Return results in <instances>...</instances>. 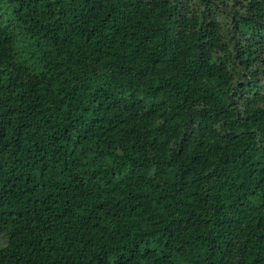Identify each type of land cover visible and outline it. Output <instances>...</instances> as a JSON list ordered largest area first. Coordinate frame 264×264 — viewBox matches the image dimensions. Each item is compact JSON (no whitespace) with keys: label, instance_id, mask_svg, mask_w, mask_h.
Instances as JSON below:
<instances>
[{"label":"trees","instance_id":"obj_1","mask_svg":"<svg viewBox=\"0 0 264 264\" xmlns=\"http://www.w3.org/2000/svg\"><path fill=\"white\" fill-rule=\"evenodd\" d=\"M0 264H264V0H0Z\"/></svg>","mask_w":264,"mask_h":264}]
</instances>
